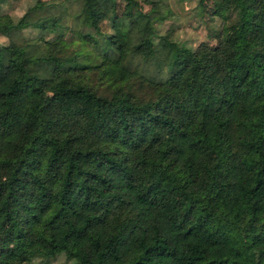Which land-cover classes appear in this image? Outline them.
I'll return each instance as SVG.
<instances>
[{
  "label": "trees",
  "instance_id": "1",
  "mask_svg": "<svg viewBox=\"0 0 264 264\" xmlns=\"http://www.w3.org/2000/svg\"><path fill=\"white\" fill-rule=\"evenodd\" d=\"M152 1L36 0L0 43V264H264V0L195 47Z\"/></svg>",
  "mask_w": 264,
  "mask_h": 264
},
{
  "label": "rangeland",
  "instance_id": "2",
  "mask_svg": "<svg viewBox=\"0 0 264 264\" xmlns=\"http://www.w3.org/2000/svg\"><path fill=\"white\" fill-rule=\"evenodd\" d=\"M144 8H148L149 0H136ZM36 0H0V24L9 28L8 31L0 30V43L10 39L21 41L31 40L42 33V29L33 26H14L18 17ZM152 3L159 9L160 16L157 19V29L164 33L169 31L171 36L185 46L195 47L201 41L214 43V36L221 28L234 18L232 12H226L222 17L213 10L218 0H153ZM133 4L129 7L131 8ZM135 8V7H134ZM86 30L87 27H82ZM48 37L51 33L43 32ZM37 52L38 58L30 62L29 71L44 79L51 78L58 70L65 68L69 61L71 48L65 44L61 37H49L40 41ZM27 264H77L64 252L55 256H36Z\"/></svg>",
  "mask_w": 264,
  "mask_h": 264
}]
</instances>
